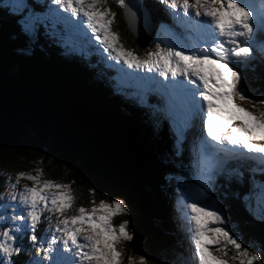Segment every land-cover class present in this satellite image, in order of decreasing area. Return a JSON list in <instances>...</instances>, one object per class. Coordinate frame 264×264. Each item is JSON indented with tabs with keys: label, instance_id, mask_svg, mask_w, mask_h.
Here are the masks:
<instances>
[{
	"label": "snow or ice",
	"instance_id": "obj_1",
	"mask_svg": "<svg viewBox=\"0 0 264 264\" xmlns=\"http://www.w3.org/2000/svg\"><path fill=\"white\" fill-rule=\"evenodd\" d=\"M158 2L181 30L169 29L165 46L156 43L155 50L143 57L125 49L112 31L116 13L109 0H49L45 12L35 11L27 0H8L4 10L29 39H36L41 29L47 35L49 25H63L60 35L69 42L87 40L90 32L117 63L157 74L139 79L146 90L164 99L177 154L185 133L202 122L192 161L202 183L214 187L213 181L225 173L230 161L264 175V98H249L247 73L256 60L264 62V0ZM115 4L134 19L127 0ZM237 99L246 101L251 110L237 104ZM232 172L243 181L242 172L237 168ZM34 173L21 171L15 181L11 176L4 181L0 264H17L13 258L25 252L27 264H124L121 245L134 237L127 220L113 224L116 216L128 214L124 202L92 199L90 207H75L74 182L45 179L39 168ZM21 180L31 186L20 185ZM88 195L95 196V189L90 188ZM241 200L249 215L264 220V182H253ZM180 203L195 264H229V260L264 264V245L257 250L245 245L233 234L222 207L205 203L195 190ZM127 264L147 262L137 254L128 256Z\"/></svg>",
	"mask_w": 264,
	"mask_h": 264
},
{
	"label": "trees",
	"instance_id": "obj_2",
	"mask_svg": "<svg viewBox=\"0 0 264 264\" xmlns=\"http://www.w3.org/2000/svg\"><path fill=\"white\" fill-rule=\"evenodd\" d=\"M134 1L144 5L154 23L168 17L158 0ZM5 3L0 0V191L15 170L27 172L23 168L34 163L45 179L74 182L75 207H89L92 199L124 202L128 214L113 219L115 225L127 220L134 237L121 245L124 264L137 254L152 261L178 258L187 240L181 230L185 220L176 194L178 178L171 168L205 186L192 166L191 131L198 128L185 133L177 154L164 99L156 101L144 88L122 87L119 80L125 82L126 74L105 65L90 43L69 42L50 27L47 35L41 29L36 39H29L5 12ZM27 3L44 11L49 0ZM109 7L138 50L150 46L129 33L115 0H109ZM247 73L249 98H264V62L256 60ZM243 168L242 182L236 175L218 176L213 185L219 190L213 193L222 201L233 232L257 250L264 245V220L243 206L241 197L253 183L252 172ZM90 188L95 196L88 195ZM24 244L31 247L27 240ZM28 255L13 259L27 264Z\"/></svg>",
	"mask_w": 264,
	"mask_h": 264
},
{
	"label": "rangeland",
	"instance_id": "obj_3",
	"mask_svg": "<svg viewBox=\"0 0 264 264\" xmlns=\"http://www.w3.org/2000/svg\"><path fill=\"white\" fill-rule=\"evenodd\" d=\"M5 2L7 3L8 0H5ZM44 11H46V10H44ZM38 12H43V11H40L39 10ZM57 26L58 25H49L50 28H53V27L54 28H57ZM58 27H61L63 29V25H59ZM177 27L179 28V26L176 25V22L172 19V17L170 15H169V18L168 19H165L164 18V19H162L160 21H157L155 23V25H153L150 28V31L148 33H146V39H147V41L150 42V46L144 47V48H139V50H140V54H139L137 52V51H139L138 48H137V45L119 27V22L117 20V16L115 17V22L111 26L112 31L113 32H116L119 35L120 44L125 49H129V50L133 51L137 56H140V57H143L148 51H154L155 50V44L156 43H160L161 44V47H164L165 46V42L168 39V30L169 29H175L176 31H179V29ZM91 35L92 34L89 32L88 33V39L87 40H84V41L87 42V43H90L92 46L93 45L96 46L97 50L100 53V56H102L103 58H105L104 59L105 65L110 66L112 68H117L122 73L126 74L125 75V79H126L125 82H124L123 78H122V80H119V82L121 81V83H122V87H128V88L138 87L139 89H141V88H144L145 89V87L143 86V82L139 78L146 77V75L147 76L157 75L155 73H148L146 70L145 71H141V70L135 69V68L130 69L126 65H124L122 61L120 63H117L114 59H111L107 55V53H105L103 51V47L100 46L97 41H95L94 39H91ZM73 50H76V48L73 49ZM157 78H159V77H157ZM152 94L154 96H157L159 98H162L159 95V93L156 92V91H154V90H152ZM162 100H163V98H162ZM236 103L239 104L242 107L249 108V110H251V106L246 101H240L239 99H237L236 100ZM164 107H165V104H164ZM165 116H167L166 115V112H165ZM201 129H202V122H201L198 130L197 129L196 130H193V132L197 131V137L200 135V130ZM170 131L174 135L173 129L172 130L170 129ZM35 169H38V168H37V166L34 163H29V164H27L25 166V168H23L24 171L26 170L27 172H32V174H35L34 173V170ZM18 172H19V170H15L13 172V175H14V177H12V180L13 181H15V175ZM194 173L197 176H199L197 174L196 170H194ZM176 177L178 178L176 180V187H177V193L176 194H177V198L179 200H181L186 194H189L193 190H195L196 192L201 193L202 197L204 198V202L205 203H208V204H217V206L221 207V204L220 203L222 201L220 199H218V197L216 196L215 193H213L215 190L218 191L219 190L218 188H215V186H214L211 189H207L202 184L201 185L199 184L198 179L195 180V179L191 178L190 176H185V174L182 173L178 169H177V172H176ZM19 183H20V185L27 184L25 180H21ZM3 185H4V182H3ZM205 185H207V184H205ZM29 186H31V184ZM5 192H6V189L0 191V193H5ZM111 200H113V199H111ZM111 200L108 199L106 202H111ZM90 206L91 205L89 204V207ZM85 207H87V206H85ZM180 208H183V205L180 206ZM223 210H224L225 214L227 215V211H225L224 208H223ZM9 211H11V210H9ZM53 222H55V221L53 220ZM229 227L231 228L230 225H229ZM231 230H232V228H231ZM183 231L185 233V237L186 238H187V236L189 237V240H188L189 246L187 245V247L185 248V250L182 252V254H180V256L178 258H172V259L169 258V259H164L163 261L161 259H155V260L152 261V260H150V259L147 258L149 256H145L144 255L145 258H146L147 264H184L185 261H189L190 264H195V262L193 261L192 241H190L191 238H190V233H189L188 225L183 226ZM232 232H233V230H232ZM233 234H235V232H233ZM139 253H141V249L139 250ZM125 264H127V263H125ZM229 264H234V262H232V261L229 260ZM235 264H238V262H235Z\"/></svg>",
	"mask_w": 264,
	"mask_h": 264
},
{
	"label": "water",
	"instance_id": "obj_4",
	"mask_svg": "<svg viewBox=\"0 0 264 264\" xmlns=\"http://www.w3.org/2000/svg\"><path fill=\"white\" fill-rule=\"evenodd\" d=\"M131 12L134 14V19L130 20L129 17L122 10L123 21L129 33L138 41L146 39V33L150 31L151 18L147 9L140 3L133 0H127ZM176 169H171V173L176 176Z\"/></svg>",
	"mask_w": 264,
	"mask_h": 264
},
{
	"label": "bare ground",
	"instance_id": "obj_5",
	"mask_svg": "<svg viewBox=\"0 0 264 264\" xmlns=\"http://www.w3.org/2000/svg\"><path fill=\"white\" fill-rule=\"evenodd\" d=\"M110 168V167H109Z\"/></svg>",
	"mask_w": 264,
	"mask_h": 264
}]
</instances>
